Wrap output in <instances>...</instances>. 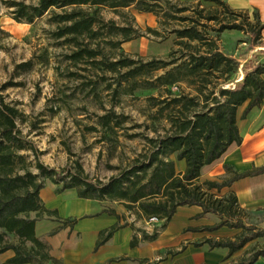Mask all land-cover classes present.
<instances>
[{
  "label": "trees",
  "instance_id": "obj_1",
  "mask_svg": "<svg viewBox=\"0 0 264 264\" xmlns=\"http://www.w3.org/2000/svg\"><path fill=\"white\" fill-rule=\"evenodd\" d=\"M209 1L222 5L227 13L236 16L228 23L221 24L219 31L244 30L247 24L253 35V45H261L263 23L257 11L249 16L246 11L234 10L222 0ZM161 2L169 9L163 11L164 16L171 20H185L178 14L186 11V8L172 0H37L35 4L6 1L7 6L12 8L13 19L18 22L32 23L50 12L49 20L57 25L55 38L73 47L67 55L68 59L117 72L119 85L126 83L129 91L136 88L161 89L160 92L164 94L148 96L147 101L154 109L152 118L164 120L169 126L162 134L143 136L147 147L129 166L111 175L106 182L94 181L84 175L80 164L73 171L59 172L42 163L34 142L26 138L18 126L17 122L24 118V113L16 105L6 102L0 93V254L8 250L13 252L0 264H45L52 260L49 244L36 235V222L44 215L56 214L55 210L45 207L40 197L45 179L53 183L61 182V190L75 189L82 198L118 201L138 218L155 216L164 220L165 224L179 206L197 205L202 208L198 216L211 213L220 219L207 227L209 230L223 225L251 229L242 221V209L233 193L216 196L211 190L219 191L241 177L264 172V167L247 173L234 172L221 182H199V177L205 165L219 158L232 143L241 142L237 109L246 103L242 113L245 117L253 107L262 103L264 62L246 63L242 79L235 82L238 61L221 52L215 42L207 39L196 25L176 31L178 43L190 49L187 57L179 61L151 59L143 62L127 56L110 60L104 54L100 40L120 47L122 42L135 36L136 30L130 25H119L114 19L105 20L101 9L107 7L119 12L133 7L138 12L158 15L162 11ZM237 15L242 16L240 21ZM207 18L212 20L215 17ZM112 36L118 39H107ZM201 46L207 48L203 50ZM32 64L29 59L17 64L16 68L28 70ZM169 65H172L170 69L154 74ZM180 82L190 86L194 93L183 90L174 93L171 87ZM113 115H101L100 125L112 129ZM115 121V126L121 122ZM153 132L158 131L154 128ZM27 150L35 157L36 172L29 169L24 155L20 153ZM107 212L118 216L113 209ZM75 222L76 218H67L50 234L66 226L72 227ZM119 227V223H116L101 230L95 248L104 244ZM156 235L153 233L144 237L153 239ZM257 237H264V231L243 232L234 240L207 239L206 242L210 247H227L231 254ZM130 244L135 245L134 237ZM260 254L264 255V250L255 251L251 259Z\"/></svg>",
  "mask_w": 264,
  "mask_h": 264
},
{
  "label": "rangeland",
  "instance_id": "obj_2",
  "mask_svg": "<svg viewBox=\"0 0 264 264\" xmlns=\"http://www.w3.org/2000/svg\"><path fill=\"white\" fill-rule=\"evenodd\" d=\"M6 1L9 0H0V93L6 102L16 105L24 113V118L17 122L22 134L34 142L39 151L38 159L46 166L61 172L73 171L80 164L89 179L106 182L111 175L129 166L146 149L147 142L143 136L154 137L168 128L166 121L152 118L154 109L150 108L147 101L148 96L164 93L160 92L161 89L136 88L129 91L126 83L119 85L117 72L68 59L67 55L73 47L55 38L57 25L49 20L50 12L32 23L18 22L13 19L12 8L7 6ZM16 1L29 4L37 2ZM173 3L186 8V11L178 14L185 17V20H171L164 16L163 11L169 9L163 2L162 11L158 15L138 12L133 7L121 10L123 12L102 8L101 14L105 20L114 19L119 25H130L136 30L135 36L122 42L120 47H113L100 40L104 54L112 61L119 56L143 62L151 59L179 61L187 57L190 49L178 43L176 31L196 25L207 39L215 42L221 52L238 61L235 82L242 79L246 63L264 62V45L262 42L260 46L253 45V35L247 24L244 30H218L221 24L236 18L227 13L222 5L209 0ZM209 16L215 18L209 20ZM237 18L240 21L242 16L237 15ZM107 39L115 41L118 37ZM201 48L204 50L207 46ZM29 59L33 62L30 69L16 68L17 64ZM171 67L169 65L154 74H161ZM171 90L174 93L181 90L194 93L183 82L173 85ZM106 113L115 115L112 117V129L100 125L99 117ZM115 120L121 121L118 126H115ZM154 128L158 132H153ZM20 153L24 155L29 169L36 172L33 153L28 150ZM45 182H49L43 190L45 198L54 193V187H62L61 182L57 183L59 185L50 179H45ZM67 190H72L75 198H82L75 189L59 192L57 198L58 204L62 205L59 209L61 212L65 211L62 202L71 204V196L64 192ZM88 200L90 213L67 217L76 218L73 226L79 220L102 211L97 200ZM106 201L108 208L125 210L118 201ZM59 210H55L56 214H52V218L45 217L36 222V235L49 232L51 226L67 219L59 216ZM240 217L251 229H237L233 234L234 239L243 232L251 234L264 231V219L244 212L240 213ZM210 219L214 221L217 217L210 215ZM84 244L89 245L87 239ZM260 248L264 249V237L250 241L240 255H249ZM165 254L168 251H164L162 256Z\"/></svg>",
  "mask_w": 264,
  "mask_h": 264
},
{
  "label": "crops",
  "instance_id": "obj_3",
  "mask_svg": "<svg viewBox=\"0 0 264 264\" xmlns=\"http://www.w3.org/2000/svg\"><path fill=\"white\" fill-rule=\"evenodd\" d=\"M222 1L234 10L246 11L249 16L253 11H257L263 23L261 42L264 45V0ZM245 105L246 103L237 109V126L241 142L232 143L219 158L205 165L199 182L205 180L221 182L231 177L234 172L247 173L264 167V99L259 106L253 107L243 117ZM180 169L183 167L180 166ZM48 183L45 182L40 197L47 209L59 210L62 205L58 204L57 197L63 190L53 186L54 193L45 198L43 190ZM211 191L216 196L233 193L242 212L264 219V172L241 177L233 181L230 186L222 187L219 191L216 189ZM64 192L69 194L72 200L71 204L62 202L65 211L59 210L60 217L90 213L91 205L87 198H75L76 195L71 193L72 190ZM98 202L102 209L100 213L79 220L73 227L66 226L50 234L60 225V223L54 224L49 232L39 235L49 244V255L52 257V260L45 264H104L109 260L111 261L109 264H264V255L260 254L251 259L255 251L246 256L240 255L252 240L231 254L228 253L227 247H210L206 242L207 239L234 240L233 234L239 228L223 225L213 230L207 229L218 223L220 219L211 213L198 216L202 212L200 206H179L171 219L164 224L162 219L149 222L148 219L138 218L134 212L126 208L125 210L108 208L107 201ZM108 209H113L118 216L108 213ZM210 215L216 216L217 219L212 221ZM45 217L52 218L51 215H44L42 218ZM116 223H119L120 227L113 235L104 244L94 248L99 232ZM153 233H157L153 239L144 237ZM133 237L135 245L131 246ZM86 239L88 246H84ZM258 250L264 249L260 248L256 251ZM164 251H168V254L162 256ZM12 255L11 250L0 254V263ZM115 258L119 259L112 260Z\"/></svg>",
  "mask_w": 264,
  "mask_h": 264
},
{
  "label": "built area",
  "instance_id": "obj_4",
  "mask_svg": "<svg viewBox=\"0 0 264 264\" xmlns=\"http://www.w3.org/2000/svg\"><path fill=\"white\" fill-rule=\"evenodd\" d=\"M159 219L155 216H152L148 219L149 222H157Z\"/></svg>",
  "mask_w": 264,
  "mask_h": 264
}]
</instances>
